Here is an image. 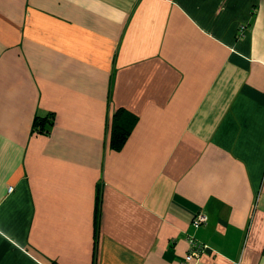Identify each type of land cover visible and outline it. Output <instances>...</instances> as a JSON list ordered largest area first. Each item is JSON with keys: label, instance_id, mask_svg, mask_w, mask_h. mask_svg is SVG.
Instances as JSON below:
<instances>
[{"label": "crops", "instance_id": "0c3cea01", "mask_svg": "<svg viewBox=\"0 0 264 264\" xmlns=\"http://www.w3.org/2000/svg\"><path fill=\"white\" fill-rule=\"evenodd\" d=\"M189 236L187 264H264V0H0V264H180Z\"/></svg>", "mask_w": 264, "mask_h": 264}, {"label": "trees", "instance_id": "16d2710c", "mask_svg": "<svg viewBox=\"0 0 264 264\" xmlns=\"http://www.w3.org/2000/svg\"><path fill=\"white\" fill-rule=\"evenodd\" d=\"M44 120L45 119L36 118L33 129L39 130V126ZM134 122L135 118L122 109H118L112 115L110 121L109 144L114 151H118L122 148Z\"/></svg>", "mask_w": 264, "mask_h": 264}, {"label": "built area", "instance_id": "2783aa9c", "mask_svg": "<svg viewBox=\"0 0 264 264\" xmlns=\"http://www.w3.org/2000/svg\"><path fill=\"white\" fill-rule=\"evenodd\" d=\"M244 30H245V26H240L239 28L240 34H243ZM11 190H12V187L9 186L8 191H11ZM206 221H207L206 213L200 211L196 213V215L193 217L191 221V225L194 228H198L206 224ZM187 243H188V251L186 255L183 257V259L180 260V264H187L191 259L197 258L204 250V245L192 236H189L187 238Z\"/></svg>", "mask_w": 264, "mask_h": 264}]
</instances>
